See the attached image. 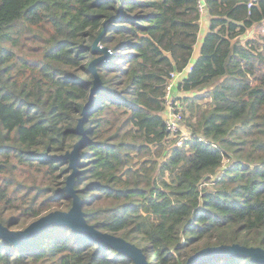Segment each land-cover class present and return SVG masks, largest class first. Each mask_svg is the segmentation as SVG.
<instances>
[{"label": "trees", "instance_id": "1", "mask_svg": "<svg viewBox=\"0 0 264 264\" xmlns=\"http://www.w3.org/2000/svg\"><path fill=\"white\" fill-rule=\"evenodd\" d=\"M248 2L206 0L209 30L192 62L198 0H0V222L23 229L71 208L64 155L84 138L75 127L105 29L112 56L97 65L102 87L74 184L87 221L141 247L151 264H187L220 244L264 247V0ZM190 64L178 83L191 132L180 146L164 115L168 77ZM0 264L135 263L51 225L19 244L0 238Z\"/></svg>", "mask_w": 264, "mask_h": 264}, {"label": "water", "instance_id": "2", "mask_svg": "<svg viewBox=\"0 0 264 264\" xmlns=\"http://www.w3.org/2000/svg\"><path fill=\"white\" fill-rule=\"evenodd\" d=\"M105 29L94 41L92 48L94 52H101V54L92 60L91 70L94 74L93 86L91 88L89 101L85 104L83 116L79 119L75 127V132L84 135V138L76 143L73 150L67 152L64 158L70 159L72 171L67 178L64 190L67 194L73 197V204L67 211L57 210L51 211L48 214L42 215L37 219L31 221L23 229H14L9 225L0 222V238L10 241L14 244L27 241L36 232L49 227L51 225L69 226L72 230L84 234L86 237L98 241L101 245L107 244L114 247L116 250L127 254L132 258L135 264H151L147 258L146 253L141 247L132 243L121 236L115 235L110 232H103L98 229L94 224L89 223L86 219V213L83 209V200L77 193L74 187L76 176L78 174L77 161L79 158V147L85 143V116L91 108L94 101L95 94L102 87V80L97 71V65L109 60L112 56V50L108 46H103L101 43L102 34ZM229 256H247L252 260L264 264V247L261 246H248L240 243L220 244L216 246L204 247L188 258L187 264H198L199 262H211L217 257Z\"/></svg>", "mask_w": 264, "mask_h": 264}, {"label": "built area", "instance_id": "3", "mask_svg": "<svg viewBox=\"0 0 264 264\" xmlns=\"http://www.w3.org/2000/svg\"><path fill=\"white\" fill-rule=\"evenodd\" d=\"M198 2H199L198 3L199 8L202 10V12L205 11L206 0H198ZM255 2L256 0H249L248 7H251ZM191 69H192L191 64L182 71L173 69L168 77L167 98H168V105H170V107L168 111L169 118L166 119L167 127L173 136L178 137L177 145L180 146L183 145L185 139L191 135V132L188 129H185L182 124L183 122L182 115L184 111V107L182 105L183 103L182 98H181L182 102H179L178 100H180V97L176 96L177 98H175L173 96H170V94L173 89L178 87L179 81H182L191 71Z\"/></svg>", "mask_w": 264, "mask_h": 264}, {"label": "crops", "instance_id": "4", "mask_svg": "<svg viewBox=\"0 0 264 264\" xmlns=\"http://www.w3.org/2000/svg\"><path fill=\"white\" fill-rule=\"evenodd\" d=\"M203 17H205L204 18V21L205 22H203V21H201V27H200V30H199V36H198V43L197 44H199V46L197 47L196 46V49H195V51H194V57H193V59H192V62H194L195 61V59L197 58V56L200 54V49H201V43H202V40H203V38H204V34H206V31H208V18H207V15H206V13H205V11H204V16ZM192 64V63H191ZM189 94V92H185V91H183V92H180L179 90H178V87H176L175 89H173L172 90V92H171V94H170V96H173V97H184V96H187Z\"/></svg>", "mask_w": 264, "mask_h": 264}, {"label": "rangeland", "instance_id": "5", "mask_svg": "<svg viewBox=\"0 0 264 264\" xmlns=\"http://www.w3.org/2000/svg\"><path fill=\"white\" fill-rule=\"evenodd\" d=\"M203 16H204V11L202 12V19H201V20H202L203 22H205V21H204V18H205V17H203ZM207 18H208L207 20L209 21V22H208V30H209V25H210V20H209V19H210V17L207 15ZM255 30H256V27H255V29H253V28H252V29H248L246 33H244V34L241 35V38H242V39H246L247 37L254 36V35H255ZM207 32H208V31H206V34H207ZM206 34H204V37H205ZM100 44H102V40H101V43H100ZM102 45H103V44H102ZM103 46H104V45H103ZM196 46L198 47L199 44H196ZM196 46H195V47H196ZM100 53H101V52H100ZM193 55H194V54H193ZM184 97H186V96H184ZM175 98H177V97H175ZM182 99H183V97H182ZM178 101H179V102H182L181 97H180V100H178ZM206 102H207V101H201L200 103L203 105V104H205ZM205 105H206V104H205ZM169 107H170V105H167V108H166V111H165V114H164V115H165V119H168V118H169V115H168ZM185 111H186L187 115L190 114V112H189L188 110H185ZM183 114H184V112H183ZM182 116H183V115H182ZM184 123H185V122H184Z\"/></svg>", "mask_w": 264, "mask_h": 264}]
</instances>
